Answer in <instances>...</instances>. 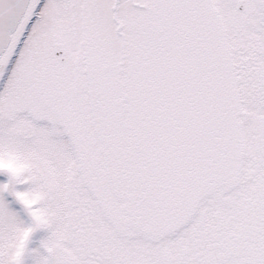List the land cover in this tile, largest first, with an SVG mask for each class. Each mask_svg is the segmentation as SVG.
I'll list each match as a JSON object with an SVG mask.
<instances>
[{
  "label": "snow or ice",
  "instance_id": "1",
  "mask_svg": "<svg viewBox=\"0 0 264 264\" xmlns=\"http://www.w3.org/2000/svg\"><path fill=\"white\" fill-rule=\"evenodd\" d=\"M0 264H264V0H0Z\"/></svg>",
  "mask_w": 264,
  "mask_h": 264
}]
</instances>
